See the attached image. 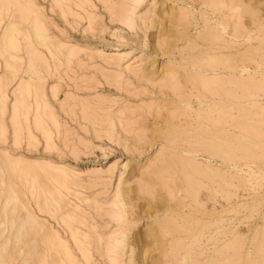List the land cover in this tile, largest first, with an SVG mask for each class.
<instances>
[{
    "label": "rangeland",
    "instance_id": "rangeland-1",
    "mask_svg": "<svg viewBox=\"0 0 264 264\" xmlns=\"http://www.w3.org/2000/svg\"><path fill=\"white\" fill-rule=\"evenodd\" d=\"M0 218V264H264V0H0Z\"/></svg>",
    "mask_w": 264,
    "mask_h": 264
},
{
    "label": "bare ground",
    "instance_id": "bare-ground-1",
    "mask_svg": "<svg viewBox=\"0 0 264 264\" xmlns=\"http://www.w3.org/2000/svg\"><path fill=\"white\" fill-rule=\"evenodd\" d=\"M8 34V33H7ZM11 35V34H10ZM38 37H40V36H38ZM41 38H42V36H41ZM9 201V200H8ZM9 203H10V201H9ZM7 204V203H6ZM4 205V204H3ZM5 207H7L6 205H5ZM10 208V207H9ZM22 212V211H21ZM7 214V213H6ZM1 219V218H0ZM7 222V221H6ZM13 224H16L15 222L13 223ZM24 224V223H23ZM26 224V223H25ZM7 227V226H6ZM9 228V227H8ZM22 228V227H21ZM28 228H30V227H28ZM15 229V228H14ZM7 231V230H6ZM19 231H20V229H19ZM180 233V232H179ZM183 234V233H182ZM150 237V236H149ZM9 241V240H8ZM38 246V245H37ZM1 249V248H0ZM213 253V252H212ZM212 256V255H211ZM211 258V257H210Z\"/></svg>",
    "mask_w": 264,
    "mask_h": 264
}]
</instances>
